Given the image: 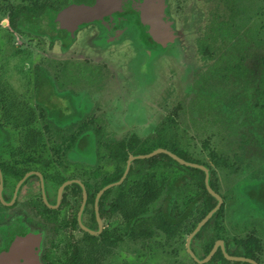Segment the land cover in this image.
<instances>
[{"label": "trees", "instance_id": "obj_1", "mask_svg": "<svg viewBox=\"0 0 264 264\" xmlns=\"http://www.w3.org/2000/svg\"><path fill=\"white\" fill-rule=\"evenodd\" d=\"M255 1L221 0L225 8L224 13H218L213 18L208 32L204 35L205 38L198 42L202 56L205 59H214V63L197 82L194 91L197 101L194 109L210 108L214 111L213 122L219 125L224 124V121L231 127L235 122L237 123L238 131L240 130L239 140H236L238 151L232 158L212 150L209 153L211 164L190 153L186 134L176 119L181 106L175 108L172 114L166 116L162 124L154 129V136L142 140L133 134L129 139L112 141L109 140L107 121L101 117L90 118L89 114L85 116L88 107L81 105L77 109L75 102L77 98H74L75 94L71 90H63L65 96L74 100L73 113L68 121L64 118V110L58 109L55 116L59 118L58 122L52 126L49 121L51 113L46 111L37 96L35 103L38 109L45 113L44 118L47 122L45 130L54 129L56 133L74 127L94 130L93 133L89 131L86 133L84 143L87 145L88 141L91 142L98 151L97 161H100V157L106 158L107 160L102 162L103 165L113 168L112 171L104 174L99 189L122 178L130 156L147 155L159 148L167 149L185 161L207 166L210 170V186L223 197L224 203L192 242L203 244L204 255L201 258H205L211 252L216 241L223 240L229 255L249 258L260 264L259 254L262 251V243L254 229L243 238L225 235L228 204L226 196L220 191L217 175V170H225L236 178L235 190L239 199H233L231 202V204L237 203V207L232 212L233 225L257 223L264 226V54L255 53L256 49L264 47V28L254 19L257 12ZM83 5V0H29L27 5L18 6L9 13V27L12 30L22 28L39 37L49 36L51 40L61 37L68 41L71 29H63V27L72 21V16L76 18L75 23L83 19L80 16ZM216 18L218 20L214 21ZM30 19L39 21V24L28 27ZM8 39L10 42L11 37ZM219 52L221 54L217 57ZM16 54L19 55L18 52L14 53ZM69 65L79 68L82 76L88 79L96 75L95 71L98 70V67L87 65ZM59 69L56 78L63 79L64 76V81L60 80L61 83L64 82V85L68 82L75 83L73 80H66L70 71L66 64L61 65ZM35 73L36 79H39L37 84L50 85L52 90H57L58 85L47 70L38 66ZM90 73L92 75L89 76ZM228 82L237 85L234 91H216L217 83ZM38 89L35 88L36 94ZM6 90L5 87L0 88V106L5 105L2 111L6 121L4 123L8 126L12 124L11 129H29L27 136H31L32 140L25 141V144L45 146L53 136L51 131L46 132L50 135L49 138L41 129L33 127L35 109L29 114L25 102L12 103L14 96L9 93L10 90L9 92ZM58 107L60 105L56 104V108ZM75 119L77 122L74 121ZM2 122L0 119V129H10L4 127L5 124ZM8 136L12 137L11 133H8ZM99 152L101 154H98ZM255 158L261 159L258 166L254 162ZM100 166L101 164L98 163V167L94 170L97 176L99 173L96 171ZM64 180L62 179L61 182ZM111 194H115L113 211L127 218L126 223L131 226L132 236L134 234H136L135 238L144 236L147 243L151 242L153 237L159 235L161 237L162 234L167 240L172 241L181 238L184 233L190 235L218 203L206 188L203 170L182 165L164 153L133 161L123 183L108 189L103 198ZM249 217L251 222L250 219L247 220ZM141 231L144 233L142 234ZM153 245L159 248V242ZM86 259L83 257L75 264H91V257L88 258L89 260ZM209 264L250 263L227 260L219 249Z\"/></svg>", "mask_w": 264, "mask_h": 264}, {"label": "rangeland", "instance_id": "obj_2", "mask_svg": "<svg viewBox=\"0 0 264 264\" xmlns=\"http://www.w3.org/2000/svg\"><path fill=\"white\" fill-rule=\"evenodd\" d=\"M28 3L29 0H0V88H7L8 92L10 90L9 93L14 96L12 103L25 102L29 114L31 113L29 108L34 106L36 112L35 118L32 117L35 119L33 127L43 131L47 124L44 118L46 117L45 113H42L35 103L36 96L46 111L51 113L49 121L52 126L58 122L59 118H55L58 109L64 110V118L68 121L73 113L74 100L65 96L63 90L70 89L78 98L77 101L75 99L76 108L79 109L81 105L88 107L85 116L89 114L90 118L101 117L107 121L109 140H126L133 134L142 140L154 136V129L159 127L175 108L181 106L176 119L186 134L189 151L194 157L211 163L209 153L212 150H217L220 154L230 158L238 151L236 140H239L240 130L238 131L239 126L236 122L232 127L225 121L224 124L219 125L213 122L214 111L210 108L206 110L194 109V104L197 101L194 93L197 82L214 63V59L209 60L202 56L198 42L205 38L204 35L208 32L213 18L218 13H224L225 8L221 0H173L172 4L179 19L177 29L182 34L177 48L172 49V52L177 50V55L176 53L175 55L166 54L158 61L153 62L150 70H141L140 65L135 63L134 57L126 54L124 48L120 49L118 54L107 56H102L92 49L81 52L78 48H75L74 52L66 54L59 50L58 45L49 47L47 37L30 34L22 28L12 30L9 27V13L14 8ZM255 5H257V12L254 19L264 28V0H256ZM177 7H180L178 11ZM74 17L72 16V21L66 23L63 29L75 27L76 18ZM217 20L216 18L214 21ZM38 22L30 19L27 25L28 27L36 26L39 24ZM9 37H11L10 42ZM85 44L87 45V43ZM263 49L264 47L256 49L255 53L263 55ZM15 52H18L19 55H14ZM220 54L221 52L216 56L219 57ZM63 64H66L70 69L69 78L65 79L73 80L75 83L72 81L73 83L68 82L64 85L60 82L64 76H62L63 79L56 78V72H59V68ZM69 64L98 67L99 71H95L96 75L90 73L89 76L92 75V77L88 79L82 76L79 68ZM38 66L49 72L58 85L56 86L57 90H52L50 85L37 84L39 79H36L35 71ZM217 84L216 91L220 92L234 91L237 86L232 82ZM36 87L39 88L38 94L35 92ZM15 97L18 99L16 100ZM56 104L60 107L56 108ZM4 107V104L0 106V119L3 124L6 122L2 116ZM13 110L16 115L14 107ZM42 114L43 116H41ZM12 126V124L11 126L4 125L10 129ZM53 131L51 135L54 134ZM43 134L49 135L46 132ZM53 143L54 137L47 142L49 145ZM97 152L89 141L87 145L76 152L77 154L74 152L76 165L79 161L83 165V172L78 170L79 175L90 176V172L93 170L91 165L98 158L95 156ZM74 154L71 155L72 158ZM99 160L101 166L96 172L99 173L100 181L104 174L112 171L113 168L103 165L102 162H105L106 158L100 157ZM260 160L254 159L257 166L260 164ZM53 170L58 172L63 168L55 167ZM85 172L87 173L85 174ZM73 174L74 172L70 171L67 176ZM217 175L220 191L226 196L228 204L225 215L227 230L225 235L243 238L254 229L261 239L262 251L259 257L260 264H264V226L257 223L233 225L231 222L232 212L237 207V203L231 204V202L233 199H239L235 190L236 178L225 170H217ZM249 219L250 217L247 220ZM188 236L187 233H184L181 238L172 241L167 240L162 234L158 241L159 248H153V251L152 248H148L145 257L139 262L142 264H198L186 250ZM192 248L198 258L204 255L202 243L194 241ZM151 251L152 253H150ZM135 257L134 254H131L128 259L130 264L138 263Z\"/></svg>", "mask_w": 264, "mask_h": 264}, {"label": "flooded vegetation", "instance_id": "obj_3", "mask_svg": "<svg viewBox=\"0 0 264 264\" xmlns=\"http://www.w3.org/2000/svg\"><path fill=\"white\" fill-rule=\"evenodd\" d=\"M172 1L167 0L163 21L173 22L177 29L179 19ZM146 33L139 14L128 5L91 21L81 19L69 32L68 41L61 37L55 40L46 37L49 47L58 45L66 54L78 48L81 52L92 49L107 56L118 54L124 48L141 70H150L153 62L166 54L175 55L177 50L172 52V49L177 48L179 41L165 44ZM29 109L33 110L34 106ZM28 130L0 129V249L5 226L22 220L32 231L43 234V245L37 248L43 264H75L83 257L86 260L91 257V264H99V261L101 264H130L131 254L136 256L137 264H142L139 260L145 257L147 249L158 248L153 244H157L160 235L149 243L144 236L135 238L136 234L131 235V226L126 223L127 218L112 209L115 194L103 198L105 191L97 200L98 193L107 186L99 189L102 180L99 181V176L94 173L100 162L91 165L93 170L89 177L79 175L78 170L82 171L83 165L80 161L76 165L74 152L84 147L86 133L94 130L74 127L56 133L54 129H44L42 132L54 130L51 136L54 144L46 143L45 146L25 144L32 140L27 136ZM8 133L12 137L9 138ZM55 167L63 170L54 171ZM70 171L74 174L67 176ZM62 179L65 180L61 182ZM69 181L72 183L64 188L60 197V188ZM84 190L86 201L82 209ZM123 212L125 214V210Z\"/></svg>", "mask_w": 264, "mask_h": 264}, {"label": "water", "instance_id": "obj_4", "mask_svg": "<svg viewBox=\"0 0 264 264\" xmlns=\"http://www.w3.org/2000/svg\"><path fill=\"white\" fill-rule=\"evenodd\" d=\"M131 5L132 9H135L139 14L140 19L145 26L146 35H151L156 40L162 43L176 42L181 38V33L173 27V22H164L163 18L166 16L167 0H84V8L81 10L80 16L87 21H91L98 17H102L111 10L117 8H127ZM6 23V22H5ZM167 154L182 165L198 168L205 172V184L209 193L217 200V205L213 208L204 219H202L194 231L188 236L186 242V250L189 256L195 260L198 264L209 263L219 249L225 255V258L230 261L248 262L250 264H258L255 260L232 256L226 252L225 242L223 240L216 241L211 252L205 258H198L192 250V241L203 228V226L211 219V217L218 212L223 205V197L215 192L210 186V170L205 165L195 164L178 157L174 153L167 149L159 148L150 154L130 156L125 172L122 178L115 183H111L103 188L99 193L97 200L108 189L119 186L126 179L130 167L136 159H148L158 154ZM72 182H66L62 185L59 191L61 197L64 188L70 185ZM84 188V187H83ZM60 200V198H59ZM86 201V192L84 190V208ZM81 214V213H80ZM27 224L18 220L5 226L3 230V245L0 249V264H43L40 258V251L37 248H41L43 245V234L40 231H32ZM82 225V223H81ZM88 230L87 228H85ZM89 231V230H88ZM93 233L92 231H90Z\"/></svg>", "mask_w": 264, "mask_h": 264}]
</instances>
